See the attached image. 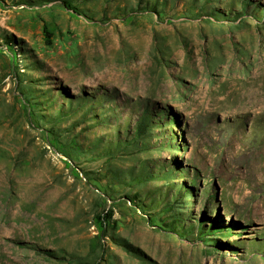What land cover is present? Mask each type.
I'll return each mask as SVG.
<instances>
[{
  "label": "rangeland",
  "instance_id": "rangeland-1",
  "mask_svg": "<svg viewBox=\"0 0 264 264\" xmlns=\"http://www.w3.org/2000/svg\"><path fill=\"white\" fill-rule=\"evenodd\" d=\"M69 1L0 0V264H264V23L242 0ZM147 108V149L88 150ZM178 210L231 227L180 236Z\"/></svg>",
  "mask_w": 264,
  "mask_h": 264
},
{
  "label": "trees",
  "instance_id": "trees-1",
  "mask_svg": "<svg viewBox=\"0 0 264 264\" xmlns=\"http://www.w3.org/2000/svg\"><path fill=\"white\" fill-rule=\"evenodd\" d=\"M207 2L211 0H206ZM74 2V3H72ZM70 2L69 0H64V4L73 9L75 12H81V7H79L75 1ZM168 5L167 0H153L148 1L145 8L148 11L158 12L159 9L165 10ZM254 6L255 9L250 10L251 7ZM240 11H234L235 19L239 18L240 15H244L246 13H249L250 11H255L254 19L257 20L258 23H264V5L257 3L255 4L254 0H242V6ZM216 10V9H215ZM215 10L212 12V14L215 15L216 18H220L221 15L219 12L215 14ZM217 11V10H216ZM246 12V13H244ZM214 15H211L212 17ZM227 15L224 14V17L226 18ZM241 17V16H240ZM7 40V39H6ZM87 100V99H86ZM81 101V100H80ZM82 103V101H81ZM80 103L78 102V105ZM65 113V112H64ZM150 110L147 108L144 115H141L135 125H132V127H129L125 130V136L121 130L117 132V137L114 138L113 136L107 140L106 144H102V139L97 138L96 140L92 141L91 144L88 146V150L94 149L100 152L101 157H105L107 162L111 163L112 160H114L117 156L120 155H134L137 153L142 152L143 150L148 148V144L144 142L143 140L151 134V126L149 122L151 121V115ZM151 116V117H150ZM104 120L109 119L108 117L103 118ZM122 128V126L120 125ZM120 128V129H121ZM105 141V140H104ZM135 170V169H134ZM169 174L174 177L173 171H168ZM131 177H133L134 183H144L148 179H151L154 175L150 172L145 171V165L142 169L141 173H134V171H130ZM159 176H162L160 174ZM114 177L117 178V180H121V176L119 174H114ZM124 182L122 183H128L127 178H123ZM132 180V179H131ZM180 192L185 191L187 194H190V188L189 190H182L179 189ZM179 192V193H180ZM131 200L136 201L137 195H127ZM184 205V204H182ZM206 207V206H205ZM170 204L163 208L162 212H168L170 211ZM161 212V211H160ZM185 211L178 210L175 213L170 214L166 218H163V223L168 226V231L174 232L180 236L187 235V233L190 232H198L200 233L201 238H206V235H212L215 233L223 232L226 229L230 228L231 226H222L217 221H209L207 223L206 218L199 217L198 220H191L190 217H188L189 225H186V222L188 221L184 220L183 215L185 214ZM159 214V213H158ZM168 218H171L170 221H167ZM186 219V218H185ZM152 221H155V218H151ZM195 222H198V229L197 231ZM217 241V240H216Z\"/></svg>",
  "mask_w": 264,
  "mask_h": 264
}]
</instances>
